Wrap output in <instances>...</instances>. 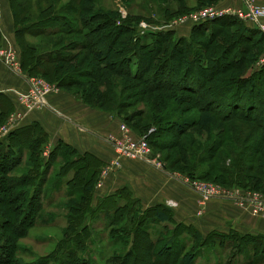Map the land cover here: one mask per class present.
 <instances>
[{
  "label": "trees",
  "instance_id": "obj_1",
  "mask_svg": "<svg viewBox=\"0 0 264 264\" xmlns=\"http://www.w3.org/2000/svg\"><path fill=\"white\" fill-rule=\"evenodd\" d=\"M204 3L205 7L211 5L209 0H205ZM168 7V5H164L162 8L168 9ZM12 10L14 34L19 44L26 37L49 38L55 35L80 37V40L65 44L64 46H67L65 48L63 46L37 53L34 50L22 48L23 53L17 44L20 50V67L26 76L33 75V70L29 67L33 57L34 61L45 65L58 64L59 66L56 67L58 69L57 79L61 80V85L67 86L73 82L76 86H87L88 89L84 92V97L91 99L96 95V99L101 100L103 95L99 93L98 89L100 88L97 85L102 82L101 73L108 71L136 80L138 84L144 85L143 88L146 92L181 91L190 94L189 102L196 114L186 119L176 118L173 124L178 132L181 131L180 126L188 127L193 124L207 128L215 117L226 121L250 124L264 131V91L260 89V85L264 86V68L258 69L252 74V77L224 76L234 67L230 66L231 64L227 65L223 60L232 58L231 61L238 60L242 64L244 63L242 59L244 53L241 51L243 48L236 47L239 45L238 41L225 42L217 35L232 27L240 30L239 32L244 38L253 33L248 28L245 29L238 18L226 16L206 23H186L184 25L189 29H186V33L182 35L178 31L182 25L156 31L150 29L149 26L152 24L145 23L147 28L144 29L136 21L117 19L118 16L110 15L101 7L84 0H74L67 10L62 11H57L51 6L44 20L30 21L23 25H20L13 4ZM196 10L184 11L181 16ZM172 19L167 21L170 22ZM118 22L119 25H117ZM210 25L214 27L210 29ZM246 30L245 34L241 32H246ZM208 31L209 34L206 37ZM199 38H201L200 43L196 40ZM143 40L145 46L141 45ZM26 51L30 53V56ZM81 53L87 54L93 64L95 63V67L92 66L93 70L79 72V65L75 64L74 67L72 66L73 68L71 67L69 74L74 77L67 76L61 79L59 71L68 72L66 64ZM232 54L235 55L232 56ZM233 64L235 66L238 62H233ZM240 67L241 65L237 69L243 68ZM51 72L52 69H49L48 73ZM192 72L196 74L193 81L194 87L189 84ZM48 73L46 75H49ZM51 74H53L52 76L56 75V71ZM258 78H262V84L255 81ZM158 79L160 82L156 84ZM174 80L178 85L172 86ZM220 92L223 98L217 100L216 95ZM0 100L4 104L0 107L1 126L7 119V115L14 111L15 106L6 94L0 93ZM182 102L186 103V100H182ZM174 109L161 118L170 122L174 115L178 117L177 112L175 113L176 107ZM197 114L198 116H196ZM25 130L29 132L26 137L24 136L28 132ZM48 144V135L36 124L20 127L0 138V148L5 145L6 149L1 151L4 165L0 163V192L7 195V197L2 196L1 200L6 205L8 212L13 213L12 210L16 207L12 210L11 207L16 206L17 199L26 197V201H23L20 209L24 207L25 210L29 209L30 211V224L25 228L22 226L21 230L23 231L18 230L17 233L20 237L25 235L27 229L36 225L41 218L40 212L44 208L39 192L35 194L34 189L32 192L26 191V185L30 183L35 186L34 188H38L39 182H42L38 175L55 171L57 180H60L58 182H64L65 193L57 197H52V194H49L48 200L59 199L57 204L63 205L62 213H66L60 214V216L66 222L64 233L67 236L66 238L64 236V239L57 244V248L53 252L54 255L58 251L62 253L72 246V251H75L78 256H82V253L86 252V244L90 240L91 234L95 233L94 221L100 216V230L107 232L108 240L111 243L113 241L121 242V248H124L115 251V255L105 260L106 264H127L128 260L132 259V253H136L137 246H142L143 251L148 255V260L144 264H168V262H170L169 264H195L201 252H204L205 255L215 254L216 246L225 247L226 251L229 250L230 261L233 264H264L263 234H240L235 231L224 233L213 230L202 235L194 227L176 222L173 210L166 205L141 207L127 186L97 199L94 197L95 184L105 162L91 152H77L75 148L61 140L53 146L50 145L51 148L44 157L43 154ZM60 147H64V150H61ZM249 149L250 146L246 147L247 151ZM243 158L247 157L244 155ZM160 161L163 162L165 169H168L164 161L162 159ZM55 162L56 164L53 166ZM77 165L80 167H76ZM9 172L10 174L17 172L16 174L19 176L21 174V176H15L16 178L10 179L12 182H8L10 177L7 173ZM58 182L54 183L51 193L58 194L56 189ZM7 185H14L16 190L18 188L12 197L8 195ZM252 189L259 191L257 187ZM65 197L66 199H64ZM0 215L4 216L3 212L0 211ZM26 216H23L20 223L24 222ZM3 218L7 219V217ZM125 221L131 225L124 227ZM10 222L12 223L11 220ZM156 224L164 226L162 231L153 237L148 228ZM143 225H146V230L143 229ZM170 226L173 228L168 229ZM9 227V230H14L13 228L16 226L10 224ZM69 229L73 232L72 237H70ZM178 232L182 233V239L179 242L182 243L181 248L175 244L178 242V239L177 241L175 239ZM168 234H170L169 237H167ZM7 241L8 244L0 243V250H7L6 256L0 257V264H21L17 261L16 244L13 241ZM185 246L189 250L183 253ZM157 247L159 248L156 249ZM125 249H127L126 252L121 253ZM231 251L234 252L231 253ZM170 254L174 255L172 261H168L164 257ZM56 257L54 258L52 255L50 259H45L43 262L54 263ZM212 259L213 263L207 261L206 264L222 262L218 258L219 262ZM232 262L229 263L227 260L223 264ZM84 264L87 263L84 261Z\"/></svg>",
  "mask_w": 264,
  "mask_h": 264
},
{
  "label": "rangeland",
  "instance_id": "obj_2",
  "mask_svg": "<svg viewBox=\"0 0 264 264\" xmlns=\"http://www.w3.org/2000/svg\"><path fill=\"white\" fill-rule=\"evenodd\" d=\"M84 1L101 7L106 13L110 15H114L116 17L118 16L117 19L136 21L138 22V24L140 23V25L141 23H146L150 25L152 24L151 26H149L150 29H154L156 31L160 29L168 30L167 28L170 27H167V23L169 22L167 20H171L172 18H178L179 16L183 15L181 13H184V11L186 12L187 10H196L200 7L204 8L206 6V4L204 3L205 0ZM220 1L221 0H209V4L211 3L210 6H216L220 4ZM73 2L74 0H9V7L12 15L13 4L20 25H23L24 23L30 21L32 22L37 20H44L45 17L48 15V9L51 6H53V8H55V10L57 11H62L67 10L68 6H71ZM164 5H168V9L162 8L164 7ZM68 11L70 12V9ZM241 22V24L244 25L245 29L248 28L249 31H253V33H250V35L246 38L242 37V34L239 32L240 30L234 27L224 30L221 32V34L217 35L225 42H230L232 40V42L238 41L237 43H239V45H237L236 47L239 49L243 48L241 51H243L242 53H244V55H242L244 63L242 64H240L238 60L231 61L232 58L231 60L230 58L223 60L224 63H226L227 65L231 64L230 66L234 67L233 69L228 71L224 76H232L238 78L252 77V74L254 72H256L260 68H264V64L259 65V61L264 55V31L258 29L249 21L241 20ZM117 25H119V22L117 23ZM175 27H179V25ZM211 27L213 28L214 26L210 25V29ZM179 28L180 29H178V31L181 34L186 33V29H189L188 26H185L184 24H182V26H180ZM251 29H255L257 31H260L261 33ZM241 32L245 34L247 33V30L246 32ZM12 34L13 36L12 38H10L5 33L0 32V50L4 48L5 42L8 40L14 50L19 66V47L21 48V50L22 48H24L25 50H34L35 53H37L49 51L50 49L54 48H61L65 44L67 45L71 42L80 40L79 36L55 35L49 38L26 37L23 39V41L21 40L19 44V42L17 43L18 39L15 37L14 34V28L12 29ZM208 34L209 31L206 33V37L208 36ZM200 39L201 38L196 40L200 43ZM144 43L145 41L143 40V44L141 45L145 46ZM17 44H19V47ZM65 47L67 46H64L63 48ZM144 51L146 52V50ZM27 55L30 56V53L28 52ZM233 55L235 54H232V56ZM233 62H238V64L234 66V64L232 65ZM75 64L79 65V72L84 70L92 71L93 67H95V63L93 64L91 58H89L87 54L81 53L79 54V56H75L73 60H70L69 63L66 64L68 72L59 71V73L61 72V76L59 75L61 79L67 76H72L69 74L71 72L70 70L75 66ZM240 65L243 68L240 67L241 69H237ZM58 66V64L45 65L44 63L34 61V57L32 58L31 66L29 65V67H31V69L33 70V75L30 77L43 81L45 86L49 88L47 89L49 91L44 96V99L45 97L47 98V96L52 97L59 94L69 98L72 101L73 105H75L76 103L78 106L80 105L81 108H89L92 111L103 112L106 114L108 113L107 115H109L110 118L118 121L117 132L119 135H122L121 127H124L128 130L130 136L133 139H143L145 144L147 145L150 151V154H148L149 157L147 156L145 158H136L135 160L150 161L151 163L149 166L151 168H153L154 170L167 171L170 176H172V178H174L175 176L177 177V179L174 180L178 181L189 189L191 188L188 185L184 184L183 180L218 185L222 188L229 190L238 189L244 192H255L264 196V131H261L260 129L255 128L250 124L242 123L239 121H226L221 119L220 117H215L213 122L207 128H201L200 126L193 124L188 127L180 126L181 131L178 132L173 124V122L176 121V118L186 119L196 114L192 107V104L189 102L190 94L181 91L146 92L143 88L144 85L138 84L136 80L129 79L125 76H118V74L111 73L108 71H104L101 73L102 82L97 85L100 88L98 89L99 93L103 95L101 100H97L96 95L93 96V98L91 99H87L86 97H84V92L88 89L87 86H76V84H73V82H71L67 86L61 85V80L57 79L58 69L56 67ZM19 69L21 72L20 74H22L19 76L24 77L25 74L23 73L21 67ZM49 69H52V72L56 71V75L52 76V72L49 74ZM46 73H48L49 75H46ZM195 78L196 74L195 72H192L189 77V84L191 87L195 86V83L193 82ZM255 81H258L261 84L263 82L262 78H258V80L256 79ZM158 82H160V79L156 80V84ZM175 84H177L176 80L173 81L172 86H174ZM260 89L264 91V86L260 85ZM4 94H9V96L11 95V97H15L17 103L16 106L22 107L18 99L16 98L14 90H9ZM216 97L217 100H222V93L220 92V94L216 95ZM84 100H86L88 103ZM182 100H186V103H183ZM1 105L4 106L3 102L0 100V107ZM45 105L46 100H44L42 105L31 111H26L22 107V112H24V115H26L27 113H32L41 109ZM175 107L177 109L175 113L177 112L176 114L178 117L174 115V118L170 122H167V120L161 118V116H166V114L171 110H175ZM17 110L19 109H14L12 113H15ZM12 113L8 114L6 118L8 119ZM196 116H198V114ZM7 119L5 120V122L7 121ZM21 120L22 119L16 122V127L10 132L17 129V127L20 125ZM5 122L3 124H5ZM170 123H172V125H170ZM34 124L38 125L37 123ZM38 127L41 128L40 125H38ZM28 134L29 132L24 137H26ZM107 137L110 136L108 135L105 137L106 142H108ZM50 145L51 144L47 145L46 151L43 154L44 157L47 155V151L50 150L51 146H53ZM248 146H250L249 151L246 150V147ZM2 149H5V145L0 148V163L4 165V159L1 156ZM60 149L64 150V147H60ZM113 153V157L109 160L108 158H102L104 160H107L105 161V165L101 167L98 179L95 184L94 197L97 199L99 197L108 195L106 193H102L104 182H106L107 177L110 174L113 173L114 175L115 173L121 170V167L117 168V166L116 171H112L109 173V175H107V177L104 176L100 179L101 172L103 171V168L106 166V164L113 159V162L117 160L120 164L123 160H130L120 158L117 159L116 157L118 156L114 148ZM244 155L247 158H243ZM157 158L159 159V161L160 159H162L168 169H165L163 162L161 161L160 162L163 167H157L155 164V159ZM55 164L56 162L53 164V166ZM57 165L59 166V164ZM76 167H80V165H77ZM16 173L17 172H15L14 174H10V172L7 173L10 177L8 182H12L11 180L13 178H16L15 176H19V174ZM38 177H41L40 180H42V182H39L38 188H34L35 186H32L29 183L26 185V191L29 190L30 192H32V190L34 189L35 194L39 192V197H41L40 200L41 202H43L44 208L42 212H40L41 218L38 220L36 225L31 229H27L25 235H21V237L17 233L18 230L23 231L21 229L23 227L25 228L30 224L29 209L25 210L24 207H21L22 209H20V206L23 205V201H26V197L18 198L16 206H12L11 210L12 208H16L12 210L13 213H9L6 205H4L1 200L2 196L7 197V195L6 193L4 195L0 192V211L3 212L4 215H0V243L8 244L7 240H10L16 244L18 252L17 261L19 263L84 264L85 261L87 264H106L104 263L105 260L110 258L112 255H115V251H118V249H124L121 248V242L113 241L111 243V241L108 240L107 232H103L102 230H100L99 216L94 221L95 233L91 234V238L86 244V252L82 253V256H78L75 251H72V246H70L68 249H65L62 253H60L61 251H58V253L54 255L53 252H55L57 244L64 239V236L65 238L67 236V234L65 235L64 233L66 229V222H64V219L62 218V216H60V214H65L66 212L62 213L63 205L57 204V200L59 199L54 200V198H52L51 200H48V195L52 194V197H57L61 194H64V182H58L60 180H57L55 171H49L47 174H42L41 176L38 175ZM55 182H58L56 189L59 195L57 193H51ZM99 183L100 187H98ZM13 186L14 185L6 186V190L8 192L9 197H12L16 193V191H18V188L16 190V187ZM123 187L125 186H120L118 189H121ZM256 187L259 188L258 192L252 189ZM127 188H129L132 192L130 187ZM191 191L193 190L191 189ZM193 192L196 198V209L199 211L197 213L198 216H201V214H203L205 206L210 201L217 200L219 202H222L220 200H224L229 201L231 207L247 213L252 218L264 221V217L253 215L247 207L239 206L238 203H235L234 201L222 198L204 200L201 195H199L195 191ZM133 197L139 201V205L141 207H144L141 200H139L134 194ZM64 199H66V197ZM163 205L168 206L165 203H163ZM168 207L173 210L171 206ZM25 213L28 216H26ZM12 214H14V216H11ZM23 216H26L24 218V222L20 223ZM3 217H7V221ZM10 220L12 221V223L10 222ZM125 223L126 224H123L124 227L131 225H128L127 221H125ZM10 224L16 226L15 228H13L14 230H9ZM163 226L164 225L156 224L155 226L148 228V230L151 231V234L154 237L156 236V234H159V232L162 231ZM142 227L146 230V225H143ZM172 228L173 227L170 226L168 229ZM69 234L70 237H72L73 232L71 229H69ZM169 235L170 234H168L167 237H169ZM175 239L176 241L178 239V242H175V244L179 248H181L182 243L179 242L182 239V233L178 232V236H176ZM216 247L217 248L215 250V254L210 253L205 255L204 252H201L198 255V260L197 262H195V264H206L207 261L213 263L214 260L212 258H214L217 262H219L218 259L222 261L220 262V264H223L224 262L226 263L227 260L229 261V263L232 262L230 261L231 257L229 256V250L226 251V248L222 246ZM158 248L159 247H157L156 249ZM136 249V253H132V259L128 260L127 264H144L148 260V255L145 253V251H143L142 246H137ZM126 250L127 249H125V251L121 253H125ZM188 250L189 249L187 248V246H185V248H183V253L187 252ZM173 251L175 252L176 250ZM232 252L234 251H231V253ZM6 254L7 250H0V257H5ZM52 255L54 256V258L57 256L56 261L54 263H50L48 261L43 262V260L45 259H50V256ZM121 256L123 257L124 255ZM164 257L168 259V261H172L174 259L173 254L166 255ZM257 262L259 261L257 260ZM169 263L170 262H168V264ZM231 264H233V262Z\"/></svg>",
  "mask_w": 264,
  "mask_h": 264
},
{
  "label": "crops",
  "instance_id": "obj_3",
  "mask_svg": "<svg viewBox=\"0 0 264 264\" xmlns=\"http://www.w3.org/2000/svg\"><path fill=\"white\" fill-rule=\"evenodd\" d=\"M255 1L264 6V0ZM219 5L241 9L242 1L222 0ZM12 29L9 0H0V32L12 38ZM27 89L28 82L25 77L15 75L0 61V93L4 94L9 90L25 92ZM9 97L15 106L14 109L22 111V107L16 106L15 97ZM45 100L44 107L24 115L17 129L37 123L48 135L51 145L61 140L79 152L95 154L104 162L107 159L102 158L109 160L113 157V147L106 142L105 137L118 134L117 120H113L106 113L81 108L76 103L73 105L72 101L63 95L47 96ZM149 165L145 160H123L121 170L107 177L102 193H114L120 186L130 187L144 207L165 203L173 208L176 222L190 225L202 235L213 230L264 235V221L231 207L229 201H210L203 214L198 216L194 192L174 180L167 171L154 170Z\"/></svg>",
  "mask_w": 264,
  "mask_h": 264
},
{
  "label": "built area",
  "instance_id": "obj_4",
  "mask_svg": "<svg viewBox=\"0 0 264 264\" xmlns=\"http://www.w3.org/2000/svg\"><path fill=\"white\" fill-rule=\"evenodd\" d=\"M241 1V9L220 7V5L207 6L198 11L191 12L187 15L178 17L170 21L167 24V27H175L186 23H203L229 16L238 18L243 21H249L258 29L264 31V6L258 5L255 0ZM139 26L144 29L147 28L146 24L144 23H141V25ZM0 57L2 63L10 71L17 75H22L20 74V66L17 62L14 50L8 40L5 42L4 48L0 50ZM260 64H264V55L259 61V65ZM24 77L28 82V89L25 92H14L20 105L26 111H31L43 104L44 96L49 91L47 90L49 88H47L44 82L41 80H37L26 75ZM22 111H16L15 113H12L5 122V124L0 127V138L7 135L12 129L16 127V122L24 117V112ZM121 134L122 135H109L110 137H107L108 143L113 146L117 153V159L120 158L135 160L136 158H145L148 156V154H150V151L143 139H133L130 136L128 130L124 127H121ZM113 160L108 162L103 168L100 179L104 176L107 177L110 172L116 171L117 168L121 167V164L118 163L117 160H115L114 162ZM145 161L147 163H151L148 160ZM155 162L157 167H163L158 158L155 159ZM174 179H177V177L175 176ZM183 183L188 185L193 191L201 195L204 200L218 198L228 199L234 201L235 203H238L239 206L247 207L253 215L264 217V196L259 193L244 192L238 189L229 190L222 188L218 185L192 182L189 180H183ZM98 187H100V183L98 184Z\"/></svg>",
  "mask_w": 264,
  "mask_h": 264
},
{
  "label": "bare ground",
  "instance_id": "obj_5",
  "mask_svg": "<svg viewBox=\"0 0 264 264\" xmlns=\"http://www.w3.org/2000/svg\"><path fill=\"white\" fill-rule=\"evenodd\" d=\"M45 100V99H44Z\"/></svg>",
  "mask_w": 264,
  "mask_h": 264
}]
</instances>
